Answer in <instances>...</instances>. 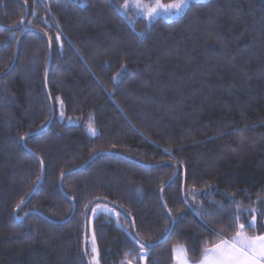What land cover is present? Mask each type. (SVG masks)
I'll return each instance as SVG.
<instances>
[{
  "label": "trees",
  "instance_id": "obj_1",
  "mask_svg": "<svg viewBox=\"0 0 264 264\" xmlns=\"http://www.w3.org/2000/svg\"><path fill=\"white\" fill-rule=\"evenodd\" d=\"M122 2L0 0V264H91L98 200L121 211L92 221L99 264H173L181 246L194 264L239 223L264 232V0L170 21ZM46 87L54 118L31 136L51 117ZM57 97L97 135L59 123Z\"/></svg>",
  "mask_w": 264,
  "mask_h": 264
},
{
  "label": "snow or ice",
  "instance_id": "obj_2",
  "mask_svg": "<svg viewBox=\"0 0 264 264\" xmlns=\"http://www.w3.org/2000/svg\"><path fill=\"white\" fill-rule=\"evenodd\" d=\"M186 2L187 0H177L176 3L164 6L160 5L159 0H157L156 7L148 11V17L151 19L157 15L160 8H164L165 11L175 9L179 12ZM100 210L105 211L106 209ZM92 211L95 213L97 210L93 209ZM233 219L238 220L239 217L234 216ZM247 227L256 228V216L253 215L251 220L247 222ZM245 228V223H239L238 230L233 237L224 239L221 236L218 243H214L211 247H205L196 264H264V234L249 235ZM215 234L220 236V233ZM92 244L91 251L95 254L92 264H99L95 235L92 237ZM173 252L177 264H192L188 251L183 246L174 248ZM122 264H130V261L122 262Z\"/></svg>",
  "mask_w": 264,
  "mask_h": 264
},
{
  "label": "rangeland",
  "instance_id": "obj_3",
  "mask_svg": "<svg viewBox=\"0 0 264 264\" xmlns=\"http://www.w3.org/2000/svg\"><path fill=\"white\" fill-rule=\"evenodd\" d=\"M207 0H187L186 4L181 8V10L179 12H177L175 9H172L170 11H165L164 8H160L158 10V14L155 15L154 17H152L151 19H149L148 17V11H150L152 8L156 7L157 4V0L154 1H150V2H145L143 0H123L122 3H120L119 6V11L121 14H126L127 12L130 11V13H132L136 18H142L146 21H153L157 18H162L165 19L167 21L170 20H174L179 18L184 11L186 10V8L190 5V3L193 2H204ZM177 0L173 3H176ZM170 3V4H173ZM159 4L160 5H170V4H164L159 0ZM127 5V6H126ZM130 26L133 27V21L130 20L128 21ZM119 80V76H116L114 78V82H118ZM55 116L56 119L59 123L65 124L66 126H76L79 125L80 123L83 124L84 129L87 133V135L89 137H95L97 135V130L93 127V125L91 124L90 120H86L83 121L82 118L80 117H66L64 114V107L63 104L61 103L60 99L57 97L55 100ZM94 130V131H93ZM96 209L97 211L94 213L92 210ZM100 209H106L105 211H101ZM257 213L260 215L261 220L260 222H262V225L264 227V209H256ZM121 211L115 207L114 205L108 204L106 202H98L96 204H94L90 210L89 213V218H88V224H89V243H88V249L89 252L91 254L90 256V262L92 264V260H93V256L95 255L94 253H92L91 249H92V221L93 219L99 215V214H105L108 215L112 218H116L118 215H120ZM98 258V257H97ZM140 258L142 261H144L145 258V254L144 252H142L140 254ZM174 259H175V255H174ZM175 264H177V261L175 259Z\"/></svg>",
  "mask_w": 264,
  "mask_h": 264
},
{
  "label": "water",
  "instance_id": "obj_4",
  "mask_svg": "<svg viewBox=\"0 0 264 264\" xmlns=\"http://www.w3.org/2000/svg\"><path fill=\"white\" fill-rule=\"evenodd\" d=\"M26 19H27V10H26V16H25L24 20L21 22L20 27H22V26L24 25ZM49 46H50V44H49ZM50 50H51V49H50ZM47 72H48V69H47ZM46 80H47V76H46ZM46 92H47V97H48V101H49L50 109H51V117H50V120L48 121V124L45 126V128H44L43 130H40V131H38V132H36V133L31 134V136H32V135H36V134H38V133H40V132L46 130L47 127L51 124V122H52V120H53V118H54L53 103H52V99H51V97H50V95H49V93H48L47 87H46ZM41 167H42V170H41L40 180L38 181L37 185L35 186V189L40 185V183H41V181H42V178H43V172H44V170H43V166H42V164H41ZM83 167H84V166H83ZM78 171H79V169L76 170V171H74V172H72V173H75V172H78ZM35 189L33 190V192L35 191ZM95 202H96V201H93V202H91V203L88 205L87 210H86V213H85V216H84V236H83V241H84V243H83V252H84L85 257H86L87 221H88V217H89L90 210H91V208H92V206H93V204H94ZM98 202H104V201H103V200H98ZM74 211H75V208H74V206H73L72 212H71L70 216L68 217V219L65 220L64 222L59 223V224L67 223V222L72 218V216H73V214H74ZM20 220H21V219H20ZM57 224H58V223H57ZM173 226H174V222L172 221V225H171V228H170V230H169V233L163 238V240H161V241L158 242L157 244H160V243H162L163 241H165V240L167 239L168 235H169V234L171 233V231L173 230ZM139 242H140L142 245H144L145 247H147V248H151V247L155 246V245H145V244L142 243L141 241H139ZM87 264H89V261H88V260H87Z\"/></svg>",
  "mask_w": 264,
  "mask_h": 264
},
{
  "label": "crops",
  "instance_id": "obj_5",
  "mask_svg": "<svg viewBox=\"0 0 264 264\" xmlns=\"http://www.w3.org/2000/svg\"><path fill=\"white\" fill-rule=\"evenodd\" d=\"M261 234H264V232H262ZM249 235H258V234H249ZM179 248V247H178ZM174 255H175V253L173 252V257H174ZM173 264H175V259H174V263ZM193 264V263H192ZM194 264H196V263H194Z\"/></svg>",
  "mask_w": 264,
  "mask_h": 264
}]
</instances>
